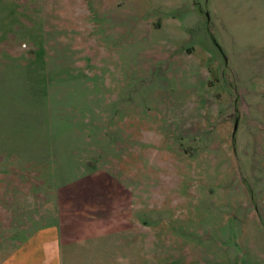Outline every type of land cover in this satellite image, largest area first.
Here are the masks:
<instances>
[{"label":"rangeland","instance_id":"rangeland-1","mask_svg":"<svg viewBox=\"0 0 264 264\" xmlns=\"http://www.w3.org/2000/svg\"><path fill=\"white\" fill-rule=\"evenodd\" d=\"M65 195L72 253L264 264V0H0V256Z\"/></svg>","mask_w":264,"mask_h":264},{"label":"crops","instance_id":"crops-1","mask_svg":"<svg viewBox=\"0 0 264 264\" xmlns=\"http://www.w3.org/2000/svg\"><path fill=\"white\" fill-rule=\"evenodd\" d=\"M72 200L76 201L77 209H81L83 203H86L84 197L74 195L73 198H66L63 201L62 208H57L55 205L56 218L59 221L44 224L34 229L28 237L16 241L11 251L1 253L0 264H137L130 260L120 259L103 262L96 257L84 256L82 252L77 254L70 252L69 248L74 244V241L81 244V241L99 239L120 230V228L104 230L102 226L106 224V221L104 218L100 220L96 216L97 212L84 214L79 210L73 211L75 206L72 205ZM49 208L51 209L53 206ZM71 217L74 218L71 219ZM36 221L31 219L29 223L32 224ZM65 250H67L66 253Z\"/></svg>","mask_w":264,"mask_h":264}]
</instances>
